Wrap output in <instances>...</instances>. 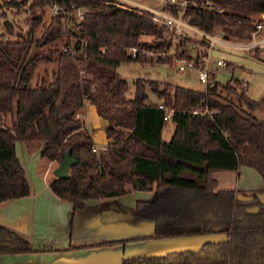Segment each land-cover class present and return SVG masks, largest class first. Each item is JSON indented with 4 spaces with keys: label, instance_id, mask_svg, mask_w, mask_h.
<instances>
[{
    "label": "trees",
    "instance_id": "16d2710c",
    "mask_svg": "<svg viewBox=\"0 0 264 264\" xmlns=\"http://www.w3.org/2000/svg\"><path fill=\"white\" fill-rule=\"evenodd\" d=\"M187 1L185 15L191 25L209 34L222 31L231 41H248L264 14V0ZM60 2L84 9L80 21L70 20L76 32L62 15L44 23V1L31 0L25 33L14 40L0 37V204L30 193L17 143L41 146L40 157L57 165L69 149L76 164L67 179L53 177L49 188L71 204L72 215L92 200L153 192L152 200L136 201L131 213L134 221L153 225L152 238L226 235L225 241L205 242L197 251L129 258L121 264L264 261V191L260 198L256 192L243 196L218 190L214 178L215 173L247 167L264 184V120L254 116L255 111L264 112V99L248 98L236 79L220 85L213 77L204 91L138 80L128 99L119 65L147 62L145 52L158 53L157 63L171 64V57L159 54L170 50L172 37L163 36L152 14L139 8H124L112 0ZM4 28L13 35L8 24ZM191 41L179 39L176 56L184 55L181 49ZM131 49H136L135 57ZM46 64L53 68L39 75ZM146 84L161 103H147ZM85 103L105 123L107 142L99 153L92 152L94 142L80 118ZM167 109H173L170 118ZM194 110L202 112L193 115ZM8 116L9 126L4 124ZM167 120L173 132L165 141L161 136ZM101 209L127 213L116 204ZM31 252L27 237L0 225V255Z\"/></svg>",
    "mask_w": 264,
    "mask_h": 264
},
{
    "label": "crops",
    "instance_id": "0c3cea01",
    "mask_svg": "<svg viewBox=\"0 0 264 264\" xmlns=\"http://www.w3.org/2000/svg\"><path fill=\"white\" fill-rule=\"evenodd\" d=\"M262 33L264 35V29ZM223 50H229L230 53L229 61L224 59L228 61L226 68L234 64L241 71L251 72L256 67L264 69V60L261 61L263 65L259 61L262 55L260 52H243L223 48L213 52L214 56L223 59L220 56ZM232 79L238 80L246 93L248 83L238 77ZM158 103L160 101L156 104ZM83 111L85 128H87V122L91 123L94 132L92 135L89 134L93 141L97 139L102 142L103 146L100 149H103L107 140L95 107L85 103ZM95 124H100V127L93 128ZM33 147V145L24 143L16 144V155L29 183V195L0 204V225L14 229L27 237L33 252L0 255V264H121L124 259L129 258L158 257L171 252L199 249L205 242L222 239L221 235L152 238L153 225L134 221L131 213L136 201L152 200L153 192L132 193L131 191L117 198L92 200L86 203L83 210L72 215L71 204L58 199L51 192L49 181L45 179L46 173L50 171L48 168L52 164L48 163L43 174H40V153H37ZM244 168L253 170L240 167L234 172L215 173L214 178L217 180L218 190L257 192L258 190L250 186V183L252 179L256 180V175L259 178L257 180H261L260 176L254 170L256 175L251 171H244ZM229 174H236V180H233V175ZM240 181L246 183L247 186L240 189ZM233 182H235L234 188L231 186ZM221 185L224 186L221 187ZM260 191H264V184ZM128 196L141 200H135L132 207L128 204V206L121 204L120 200ZM104 204H116L127 213L116 215L111 210H102L101 207Z\"/></svg>",
    "mask_w": 264,
    "mask_h": 264
},
{
    "label": "rangeland",
    "instance_id": "374dc122",
    "mask_svg": "<svg viewBox=\"0 0 264 264\" xmlns=\"http://www.w3.org/2000/svg\"><path fill=\"white\" fill-rule=\"evenodd\" d=\"M9 1H12V0H0V37L2 40H6V39L14 40L16 38L15 37L16 34H24L28 28L25 21L26 19H29L32 16L31 12H33L29 9L31 0H13L15 2L22 3L19 6L10 5L8 3ZM133 1L139 2L141 5L145 7H151V8L157 7V3H158V1L156 0H133ZM33 10H34V14L37 15L39 13L38 8H34ZM51 16L52 15L50 14L48 8L45 6L43 22L44 23L49 22V19ZM5 23L8 24V26L11 28V32L13 33V35L9 36L6 33V30L4 28ZM67 24H68V28L70 27L72 31L76 32L77 29L74 28L72 24H70V21H67ZM40 32H41V28L38 29L37 36L40 34ZM141 40L149 42V41H152V38L142 37ZM176 42L177 40H175V43ZM157 55L158 53L149 52L146 54L147 62H144V63L128 62V63L120 64L119 67L117 68V73L128 85V91L126 94L128 99L133 98L135 82L138 80H143V82L145 83L155 81V82L161 83L162 85L167 83L173 86L195 90V91H204L206 89V86L198 80V76L195 71H186L183 73H178L174 70L171 64L157 63L156 62ZM228 55L230 56L229 50H223L220 56L223 59L229 61ZM262 58L263 57L261 55L259 59L260 63H262L261 65H263V62H261L263 61ZM149 60L151 61L150 63H148ZM212 67H214L213 64H212ZM52 68H53V65L51 64L43 65L42 67H40L39 75L46 74L43 72L44 70H46L47 73H49ZM216 69L217 70L215 73V81L218 84L224 85L227 82L233 80L232 79L233 77H238L240 78V80L242 79L243 81L248 83V87L245 93L246 96L256 101H259L264 98V69L263 68L256 67V68H253L251 72L248 70L241 71V70H238L236 65L232 64L231 66H228L227 68L224 67V68H216ZM37 77L38 75L35 76V79H37ZM162 85L161 87H163ZM145 92L148 96L147 98L148 104H156L157 102L160 101L156 97V95L152 93V91L150 90L147 84L145 86ZM83 116H84V111L82 110L81 116H80L82 120H83ZM254 116L259 119L264 120V112L262 111H255ZM101 123L103 126L102 130H104L105 123L102 122V120H101ZM4 124H6L7 126L10 125L9 116L4 119ZM85 130L88 132V134L90 133L91 135L94 132L92 130L91 123L89 122H87V128H85ZM172 132H173V124L171 120H167L166 125L162 131V136H161L162 139L165 141H168L172 135ZM95 141H93L94 147L96 149H100L103 146L102 142L97 141V139ZM32 145L34 146L33 147L34 150H37V153H40V150L42 149V147L41 146L36 147V145L34 144ZM48 163H51L52 165L49 166L48 169H50V171L46 173L45 179L50 182L54 177L52 172L57 166L56 163L48 162L47 160L41 158V161L39 164L40 165L39 173L43 174L44 168H47ZM244 169H245L244 171H251L253 174L255 173L253 170H246V168ZM28 172H29L28 174L30 178L31 172L30 170ZM229 175H233L232 176L234 177L233 180H236V174H229ZM255 177H256V180L255 178L254 180L252 179L251 181L252 183H250V186L258 190L256 193L259 194L260 192H262L260 191V188L261 186H263V184L261 180H257L259 179L257 178V175ZM223 186L224 185H221V187ZM231 186L232 188H234L235 182L231 183ZM239 186H240L239 188L241 189V188H245L247 184L243 183V181H240ZM132 193H138V192L132 191ZM243 193H244L243 196L247 195L246 191H244ZM135 200H141V199H135L133 196H128L127 198L120 200V202L123 205L128 204L130 207H132Z\"/></svg>",
    "mask_w": 264,
    "mask_h": 264
},
{
    "label": "built area",
    "instance_id": "2783aa9c",
    "mask_svg": "<svg viewBox=\"0 0 264 264\" xmlns=\"http://www.w3.org/2000/svg\"><path fill=\"white\" fill-rule=\"evenodd\" d=\"M52 16L62 15L66 21L71 19L80 21L83 17L84 9L74 4H66L60 0H43ZM114 4L121 5L124 8H139L152 14L154 23L163 29V36H170L173 39L170 50L166 53L159 54L160 57L166 55L171 57V66L178 73L186 71H195L198 80L205 86L212 84V77L216 68H224L227 61L214 56L213 52L223 48H229L243 52H256L262 54L264 60V14H261L255 24V29L250 33L248 41H231L225 38L222 31L216 33H206L188 22L185 10L188 5L187 0H156L157 7H145L139 2L133 0H112ZM175 10L174 14L172 10ZM189 38L192 41L187 47L181 49L184 52L182 56H176L175 40ZM149 52H145L146 54ZM132 57L137 55L136 49L129 50ZM212 64L214 67H212ZM162 108V105H158ZM173 109L166 110V117L170 118ZM202 111L194 110L191 113L198 115ZM105 148V147H104ZM103 149H92L93 153H99Z\"/></svg>",
    "mask_w": 264,
    "mask_h": 264
},
{
    "label": "water",
    "instance_id": "95a60500",
    "mask_svg": "<svg viewBox=\"0 0 264 264\" xmlns=\"http://www.w3.org/2000/svg\"><path fill=\"white\" fill-rule=\"evenodd\" d=\"M99 127H100V124L93 125V128H99ZM75 164H76V161L72 159L70 155V150L68 149L64 155L62 162L56 166L52 174L56 179H67L69 168L71 166H74Z\"/></svg>",
    "mask_w": 264,
    "mask_h": 264
},
{
    "label": "flooded vegetation",
    "instance_id": "af4514ba",
    "mask_svg": "<svg viewBox=\"0 0 264 264\" xmlns=\"http://www.w3.org/2000/svg\"><path fill=\"white\" fill-rule=\"evenodd\" d=\"M262 193H259V194L257 193L260 198L262 197ZM252 211L254 212V211H256V209H253ZM221 236H222V239L220 241H209V242H223V241H225L226 240V235H221ZM197 250L198 249H193L192 251H197ZM253 261L254 262L251 263V264H264V261H263L262 258H258L257 260L253 259Z\"/></svg>",
    "mask_w": 264,
    "mask_h": 264
}]
</instances>
